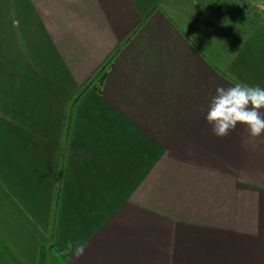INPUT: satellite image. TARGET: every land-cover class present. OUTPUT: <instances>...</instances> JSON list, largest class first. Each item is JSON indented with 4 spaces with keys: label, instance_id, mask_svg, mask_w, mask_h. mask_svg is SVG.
Here are the masks:
<instances>
[{
    "label": "crops",
    "instance_id": "1",
    "mask_svg": "<svg viewBox=\"0 0 264 264\" xmlns=\"http://www.w3.org/2000/svg\"><path fill=\"white\" fill-rule=\"evenodd\" d=\"M237 7L0 0V264H264V135L205 119L217 87L264 88Z\"/></svg>",
    "mask_w": 264,
    "mask_h": 264
},
{
    "label": "clouds",
    "instance_id": "2",
    "mask_svg": "<svg viewBox=\"0 0 264 264\" xmlns=\"http://www.w3.org/2000/svg\"><path fill=\"white\" fill-rule=\"evenodd\" d=\"M262 109H264V88L237 82L227 88L217 87L205 119L212 126V132L217 137L227 136L240 124L247 129L251 137L257 138L264 135ZM71 249L72 244L69 242L68 250ZM84 253L85 245H77L75 256L79 258Z\"/></svg>",
    "mask_w": 264,
    "mask_h": 264
},
{
    "label": "trees",
    "instance_id": "3",
    "mask_svg": "<svg viewBox=\"0 0 264 264\" xmlns=\"http://www.w3.org/2000/svg\"><path fill=\"white\" fill-rule=\"evenodd\" d=\"M236 1V3L241 4L243 6V14L241 15V24H248L251 27L257 26L258 24H264V10L255 11L254 14L251 13V6L252 2L246 1V0H232ZM218 9V13L220 15H223L224 18H226L229 14H231V11H227L223 9L221 6L216 5ZM223 17H220L219 20H225ZM114 58V54L111 55L106 62H104L93 74V76L90 78V80L87 81L86 84L82 86V88L76 93V95L72 98L70 102V110L73 108L74 104L78 101V99L81 97L83 92L93 86L96 85H102L105 80L108 73V70L112 64ZM57 205H58V194L56 193L53 207L50 213V228L49 231L46 234H41L40 237L42 239L43 243V254L45 253V250L48 248L50 251L55 252L54 247V229H55V221H56V215H57Z\"/></svg>",
    "mask_w": 264,
    "mask_h": 264
},
{
    "label": "rangeland",
    "instance_id": "4",
    "mask_svg": "<svg viewBox=\"0 0 264 264\" xmlns=\"http://www.w3.org/2000/svg\"><path fill=\"white\" fill-rule=\"evenodd\" d=\"M222 4H223V3H222ZM222 4H220V6L223 7V9H225V10H227V11H230L226 4H224V5H222ZM237 5H238V7L236 8V11L241 9L240 4L237 3ZM251 7H252V8H251V13H252V14H254L255 11H259V10H262V11H263V10H264V5H263V4H254V3H252V6H251ZM241 10H243V9H241ZM238 12H239V11H237L236 13H238ZM236 13H235L234 17H232L231 19H234V18L236 17ZM229 16H230V15H229ZM237 16H239V17H236V18H238V19L241 18L240 14H238ZM236 18H235V19H236Z\"/></svg>",
    "mask_w": 264,
    "mask_h": 264
}]
</instances>
